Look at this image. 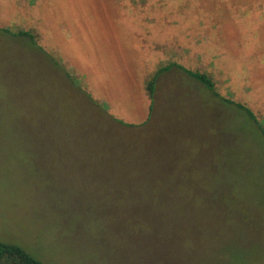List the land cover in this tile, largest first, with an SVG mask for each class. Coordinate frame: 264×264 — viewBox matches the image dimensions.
Masks as SVG:
<instances>
[{"label":"rangeland","instance_id":"1","mask_svg":"<svg viewBox=\"0 0 264 264\" xmlns=\"http://www.w3.org/2000/svg\"><path fill=\"white\" fill-rule=\"evenodd\" d=\"M2 28L43 54L0 32V242L42 264H264L259 138L235 115L219 140L177 69L145 90L175 63L264 124V0H0Z\"/></svg>","mask_w":264,"mask_h":264},{"label":"trees","instance_id":"2","mask_svg":"<svg viewBox=\"0 0 264 264\" xmlns=\"http://www.w3.org/2000/svg\"><path fill=\"white\" fill-rule=\"evenodd\" d=\"M0 32L3 35H6V36L11 37V38H18V39L25 40L26 45H28L30 48H32L35 51L36 50L37 51L42 50L39 46L36 45L35 34L30 30L12 31V30L7 29V28H2V29H0ZM41 53L43 54L42 51H41ZM46 56L48 57V55H46ZM172 69H177V70L183 72L188 77V79L192 82V85L194 86L193 87L194 94L196 96H198V98H201V100L205 101V106L209 105L210 107L215 109V111H217L216 112L217 113L216 120L219 121L218 122V124H219V128H218L219 140H222V141L225 140V135H226V133L220 127V124H222L224 122V121H221V117L223 116L226 119L228 116L234 117L236 115L241 119L245 128L247 127L248 133L251 135L257 136L259 138V140L261 141V147L263 148V149H261V153L263 150V156H264V124H263V122L259 121L258 118L255 116V114L252 112V110L249 109L247 106H245L239 102H236L230 98H223L222 96H220V94L216 90L215 82L213 81V79L209 75H207L205 73H201L199 71H190V70H187V69L183 68L182 66H179L175 63H169V64H166L164 66H160L145 82V90L147 92V96H148L149 100H151V105H153V102H154V99L156 96V83H157L159 77L161 75L171 71ZM198 86H200L199 88H200V90H203V92H200V90L197 89ZM90 101L95 106L97 105L91 99H90ZM150 107H151V112H152L153 106H150ZM150 118H151V116H150ZM110 120L117 125L119 124L121 126L137 130V129L133 128V126L130 127L129 125H125L120 120H116V119H113L111 117H110ZM147 121H149V119ZM139 130H141V129H139ZM142 130H144V128H142ZM137 132H138L137 133L138 136H134V137L131 136L130 137V140H133V142H134V140H141V141L143 140L142 138H139L142 135V133L140 132V134H139V131H137ZM134 144H135V142H134ZM224 150H226V148L224 146L223 147L221 146L218 149L219 152H224ZM129 161H131L132 163L133 162L139 163L138 161H135L132 157H129ZM205 163H206V160H205ZM130 166L133 167V165H130ZM126 167H127V164H126ZM137 171H140V170L138 169V167L134 166L131 179L134 180V179L141 177V176H138L137 173H135ZM199 173H200L201 178H204L205 182L207 184H209L213 180V177H214L216 171L210 172V171H206V169H205ZM210 173H212L214 175H212ZM184 213H186V212L184 211ZM172 214H174V212ZM0 264H42V263L39 260H37L36 258H34L33 256H31L29 253H27L20 246L0 242Z\"/></svg>","mask_w":264,"mask_h":264}]
</instances>
